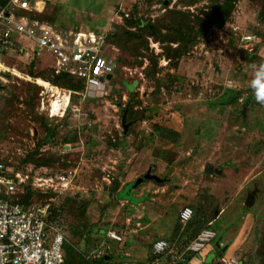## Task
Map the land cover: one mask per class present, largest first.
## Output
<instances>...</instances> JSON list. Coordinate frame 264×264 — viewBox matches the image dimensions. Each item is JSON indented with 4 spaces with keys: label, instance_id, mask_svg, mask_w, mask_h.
<instances>
[{
    "label": "rangeland",
    "instance_id": "1",
    "mask_svg": "<svg viewBox=\"0 0 264 264\" xmlns=\"http://www.w3.org/2000/svg\"><path fill=\"white\" fill-rule=\"evenodd\" d=\"M169 1L50 0L47 18L57 27L98 30L106 39L114 34L107 52L116 70L84 98L53 85L51 55H30L28 42L12 45L4 58L10 75L0 87V162L21 171H74L65 195L35 201L63 203L66 246L77 258L69 257L71 264H177L165 254L152 259V246L164 240L171 254H182L192 222L215 239L186 264H216L220 253L241 264H264V104L251 86L264 67V22L258 19L264 0H239L221 29L200 35L201 21L219 0ZM131 20L148 28H132ZM47 83L71 93L75 116H47ZM224 92L228 106L220 105ZM127 106L132 125L125 136ZM31 155L47 165L23 164ZM145 172L162 180L151 183L148 204L117 203L121 184ZM184 208L193 212L185 224L179 218ZM108 232L121 242L110 246Z\"/></svg>",
    "mask_w": 264,
    "mask_h": 264
},
{
    "label": "built area",
    "instance_id": "2",
    "mask_svg": "<svg viewBox=\"0 0 264 264\" xmlns=\"http://www.w3.org/2000/svg\"><path fill=\"white\" fill-rule=\"evenodd\" d=\"M49 3L50 0H9L0 10V87L10 75L4 62L7 51L12 45L26 41L29 44L26 49L33 56L51 55L55 75L83 81V92L87 95L90 89L99 88L105 80H110L116 70V60L107 52V36L81 28L52 26L47 21ZM245 41L251 44L253 38L246 37ZM47 85V88L42 87L50 93L51 100L46 108L49 118H63L67 112L75 116L79 112L76 106L70 105L71 93ZM74 177V171L55 172L46 168L36 172L21 171L0 163V264H63L66 238L57 219L54 223L48 220L51 203L24 205L20 199L28 191L52 194L56 198L63 196L71 190ZM192 216L190 208H184L179 214L184 224ZM107 237L121 242L113 232H108ZM214 239V232L204 230L188 245L184 254H198ZM166 253H171L168 244L157 240L152 246V255L160 257ZM181 259L182 256L175 258L176 261ZM217 262L241 264L236 256H222Z\"/></svg>",
    "mask_w": 264,
    "mask_h": 264
},
{
    "label": "trees",
    "instance_id": "3",
    "mask_svg": "<svg viewBox=\"0 0 264 264\" xmlns=\"http://www.w3.org/2000/svg\"><path fill=\"white\" fill-rule=\"evenodd\" d=\"M9 0H0V10L3 9L6 4L8 3ZM214 1V0H213ZM239 0H219V3L216 4V6L211 7L209 13L207 14V16L205 17L204 20L201 21L200 26L198 28V30L196 31V35H200L201 32L207 31L210 28H215V29H221L225 22L229 19V17L231 16L232 12L235 9V5ZM249 2L253 1V0H247ZM168 2H170L168 0ZM258 19L261 22H264V7L261 9V11L258 14ZM47 21L49 24H51L52 26L57 27V25H55L54 20L51 19L49 20L47 18ZM129 26H131L132 28H136L137 30H146L148 27L142 22V21H137V20H131L127 23ZM59 28V27H57ZM135 29V30H136ZM91 31V30H89ZM176 33L180 34L181 29L180 27H176L175 28ZM92 32H95L96 34H102L101 32H99L98 30H93ZM129 36H133L135 34H133L132 32H128ZM109 38V39H108ZM108 40L113 42L115 38L114 34H109L108 36ZM184 41L188 40V37H186V35H184L183 37ZM183 41V42H184ZM182 49V48H181ZM178 49V51H175L177 53V56L180 55V52ZM53 72V71H52ZM113 76V75H112ZM49 80L51 83H53V85H61V86H65L67 88H69L70 90H79L78 92L82 93L84 91V82L78 79H73V78H69L66 75H54L53 77H51V75L49 76ZM48 87V85H47ZM133 88V87H132ZM131 88V89H132ZM223 96L225 97L224 101L220 104L222 106H228V104L231 101L230 96H228L225 92L223 93ZM127 116H128V106H127ZM127 121V118H126ZM41 122L44 124V120L42 119ZM46 131H49V129L46 128ZM50 132V131H49ZM32 155L28 156L26 159L23 160V164L26 163H34L38 166H45L47 165V162L45 160H32ZM57 161H59L57 159ZM2 163V162H0ZM3 164V163H2ZM16 170H20L19 167L14 166ZM52 197V194H40L37 192H32V191H28L26 193L25 196H23L20 200L24 205H28L30 203H36L35 201L39 200V199H45V201L49 198ZM60 200V198L58 199ZM60 203V204H59ZM56 206H51V215L49 217L48 220H50L51 223H54L55 220L58 224H62L61 223V214H60V209L63 206L61 202H59ZM65 203V202H64ZM44 204V203H42ZM193 225V226H192ZM200 225H203L202 223L197 224L196 226H194L193 222L191 223V225H189V227L191 228V233L192 235H190L188 243L185 246L184 252L186 251L188 245L202 232V228L200 227ZM208 224H206L207 226ZM62 226V225H61ZM205 225L203 226V228L205 229L206 227ZM195 228V229H194ZM62 230H63V234L66 238V231H65V226H62ZM215 244V243H214ZM216 247L218 248V244L216 245ZM184 252L181 254L179 252H174L172 251L171 253H166L165 255L169 258L170 262H178L177 264H186L190 261V259L192 258L193 255L190 254H184ZM63 254H64V262L63 264H71V261L69 260V257H73L72 254H70L68 247L66 246V243L63 246ZM68 255V258H66ZM223 254H218V258L222 257ZM182 256V259L180 261H176L175 258ZM225 257V256H224ZM152 259H155L156 257L152 256ZM73 260L76 262L77 258L76 256L73 257ZM103 261V258L102 260ZM216 264H218L217 260H216Z\"/></svg>",
    "mask_w": 264,
    "mask_h": 264
},
{
    "label": "crops",
    "instance_id": "4",
    "mask_svg": "<svg viewBox=\"0 0 264 264\" xmlns=\"http://www.w3.org/2000/svg\"><path fill=\"white\" fill-rule=\"evenodd\" d=\"M27 51L30 55H32L29 49H27ZM79 94H81L80 97L87 96L86 94L84 95V92L79 93ZM128 133H129V130H128ZM122 134H123V129H122ZM208 168H207V172H208ZM145 174L146 172L135 176V178L128 180L124 184H121V186L115 191L114 200L121 205L129 206L131 208H136L138 206H143V205L148 204L147 197L149 193L152 192L150 188L151 183L160 184L162 180L156 174H155L156 176L155 175L154 176L156 177L157 180H155V178H151V176L154 173L149 174L150 177H146V178L144 176ZM109 241H110V246H114L115 243H117L116 241H113V240H109ZM102 258H103V261L104 260L106 261L108 259L107 256L105 257L102 256ZM102 258L100 257L99 259H102ZM211 259H208V261H210ZM217 259H218V255L216 256V260Z\"/></svg>",
    "mask_w": 264,
    "mask_h": 264
},
{
    "label": "water",
    "instance_id": "5",
    "mask_svg": "<svg viewBox=\"0 0 264 264\" xmlns=\"http://www.w3.org/2000/svg\"><path fill=\"white\" fill-rule=\"evenodd\" d=\"M121 116H122L121 127L123 129V135H127L128 134V130H129V128L132 125V122H129V123L126 124L127 107L123 110V114ZM208 172L209 173L213 172V174H215L216 176L221 175V171H218L216 169L212 171L211 167L208 168ZM256 192H257V189L254 188L253 192L247 195V198L245 200V206L248 207V206H250L253 203L254 196H255Z\"/></svg>",
    "mask_w": 264,
    "mask_h": 264
},
{
    "label": "clouds",
    "instance_id": "6",
    "mask_svg": "<svg viewBox=\"0 0 264 264\" xmlns=\"http://www.w3.org/2000/svg\"><path fill=\"white\" fill-rule=\"evenodd\" d=\"M252 88L255 91V99L264 104V67L256 74V78L252 81Z\"/></svg>",
    "mask_w": 264,
    "mask_h": 264
}]
</instances>
